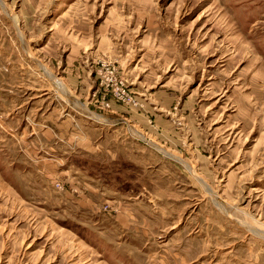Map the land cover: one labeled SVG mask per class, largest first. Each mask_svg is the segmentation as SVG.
Segmentation results:
<instances>
[{"label": "rangeland", "instance_id": "374dc122", "mask_svg": "<svg viewBox=\"0 0 264 264\" xmlns=\"http://www.w3.org/2000/svg\"><path fill=\"white\" fill-rule=\"evenodd\" d=\"M263 237L264 0H0V264H264Z\"/></svg>", "mask_w": 264, "mask_h": 264}, {"label": "bare ground", "instance_id": "6f19581e", "mask_svg": "<svg viewBox=\"0 0 264 264\" xmlns=\"http://www.w3.org/2000/svg\"><path fill=\"white\" fill-rule=\"evenodd\" d=\"M51 80H52V82H53V84H55V87H57V88H59V89H62L61 87H60V84H58L57 83V81H55L54 79H53V77L51 76ZM60 91V90H59ZM61 92V91H60ZM62 93V92H61ZM66 97H67V95H66ZM74 102V101H73ZM95 118L97 117V116H94ZM135 136H137V137H139L138 135H135ZM141 138V137H140ZM164 152V151H163ZM193 176L195 177L196 175L193 173ZM215 200V199H214ZM219 202V201H218ZM214 203H215V205L217 206V208L218 209H220L221 211H223V209L221 208V206H220V204L219 203H217V201L215 200L214 201ZM233 218V217H232ZM238 222V221H237ZM245 226V225H244ZM248 226V225H247ZM250 226V225H249ZM249 226H248V228H249ZM251 227V226H250ZM251 229V228H250ZM255 230V228H253L252 227V229L251 230H249V231H251V233H253L254 232V230ZM253 231V232H252ZM256 232V231H255ZM258 233V232H257ZM256 233V235L258 236V234ZM262 234V233H261ZM255 235V234H254ZM260 237H262V235L260 236ZM264 238V237H263Z\"/></svg>", "mask_w": 264, "mask_h": 264}, {"label": "crops", "instance_id": "0c3cea01", "mask_svg": "<svg viewBox=\"0 0 264 264\" xmlns=\"http://www.w3.org/2000/svg\"><path fill=\"white\" fill-rule=\"evenodd\" d=\"M135 130V129H134Z\"/></svg>", "mask_w": 264, "mask_h": 264}]
</instances>
